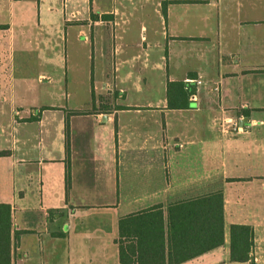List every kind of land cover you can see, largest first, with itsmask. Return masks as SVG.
Segmentation results:
<instances>
[{
    "label": "crops",
    "instance_id": "crops-1",
    "mask_svg": "<svg viewBox=\"0 0 264 264\" xmlns=\"http://www.w3.org/2000/svg\"><path fill=\"white\" fill-rule=\"evenodd\" d=\"M68 1L60 18L58 0H0V203L11 208L10 263L119 264L120 218L154 205L165 216L171 203L220 191L222 244L176 264H264V0H153L158 96L145 63L136 76L132 64L124 70L118 11L93 17L83 0L78 22L82 0ZM62 19L90 35L83 51L69 40L72 92L54 73L66 62ZM194 77L196 98L169 106L167 82ZM128 88L146 91L129 100ZM104 89L120 95L94 109ZM231 224L253 230L247 260L230 258Z\"/></svg>",
    "mask_w": 264,
    "mask_h": 264
},
{
    "label": "trees",
    "instance_id": "trees-1",
    "mask_svg": "<svg viewBox=\"0 0 264 264\" xmlns=\"http://www.w3.org/2000/svg\"><path fill=\"white\" fill-rule=\"evenodd\" d=\"M164 13V9H163ZM168 105L178 108L185 94L180 82H167ZM70 186L66 163L65 187ZM223 200L220 191L190 200L171 203L164 216L161 205L119 219V264H176L214 248L223 242ZM11 208L0 203V264H11ZM230 258H249L253 230L248 225L231 224ZM123 238V239H122Z\"/></svg>",
    "mask_w": 264,
    "mask_h": 264
},
{
    "label": "rangeland",
    "instance_id": "rangeland-1",
    "mask_svg": "<svg viewBox=\"0 0 264 264\" xmlns=\"http://www.w3.org/2000/svg\"><path fill=\"white\" fill-rule=\"evenodd\" d=\"M78 1V0H77ZM63 3H65L63 5ZM153 0H87L85 6L88 9V13H93V17H96L97 14H102L106 9L115 8L118 12L114 16V32L118 34V42H121L123 48V56L125 61L129 63H124L123 67L126 71L127 67L133 65L134 75L136 76V69L139 68V65L145 63L146 69L143 70V75L154 85L155 88L151 90V95L158 96L159 90L157 83L160 81V75L151 73L150 66L152 64L153 58L156 57L149 43H151V35L153 34V29L155 25L154 21V12H153ZM83 0L82 4L78 6L80 14H77V17L83 18ZM71 2L68 0H58L55 4V8L58 9L60 13V18L62 13H65V16L68 17V12L71 10ZM61 28L60 35L62 33L67 36L66 41L61 40L60 42V52L61 54H66V62L62 63L60 68H54V73L58 71L61 78V85L65 84V79L68 82V91L72 92L71 86L73 85V76L69 70L70 60L69 53H71V44L69 40L74 39L75 42L81 43L84 48L80 47V50L83 51L86 48H89L85 44V38H90L89 32L86 28L82 27L84 33H78L79 27L73 19H70V23L63 22V19L60 20ZM70 25V27H68ZM99 27H97L98 30ZM95 30L98 38L100 37V32ZM70 33V35H69ZM69 37V38H68ZM122 38V40H121ZM78 52V47H77ZM130 84H127L128 86ZM130 87V86H128ZM146 90L138 92L137 90L128 88L126 90V98L131 100L132 98L143 97ZM120 93L117 90L104 89L97 92L95 99L97 100L98 106H93L94 109L101 108H111V106H106L107 101L118 97ZM122 96V95H121ZM70 100V97H69ZM100 103V104H99ZM83 112V111H82Z\"/></svg>",
    "mask_w": 264,
    "mask_h": 264
},
{
    "label": "built area",
    "instance_id": "built-area-1",
    "mask_svg": "<svg viewBox=\"0 0 264 264\" xmlns=\"http://www.w3.org/2000/svg\"><path fill=\"white\" fill-rule=\"evenodd\" d=\"M200 83V80L194 78H187L182 81V90L185 94V97L188 100H194L197 95V86Z\"/></svg>",
    "mask_w": 264,
    "mask_h": 264
}]
</instances>
